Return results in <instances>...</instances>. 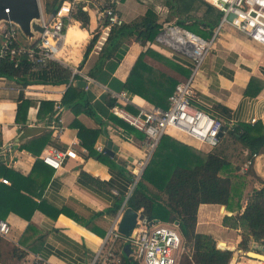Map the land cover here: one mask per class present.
Listing matches in <instances>:
<instances>
[{
    "label": "crops",
    "instance_id": "obj_1",
    "mask_svg": "<svg viewBox=\"0 0 264 264\" xmlns=\"http://www.w3.org/2000/svg\"><path fill=\"white\" fill-rule=\"evenodd\" d=\"M126 1L123 0L122 3ZM127 3L129 5L124 12L122 8L119 9L125 22L144 15L149 8L157 12L160 22L169 14L165 0H130ZM205 9V4H199V10L192 13L200 16ZM74 22L87 33V37L75 49L72 40L74 34L69 29L72 26L70 25L66 32L70 39L65 38L59 60L69 65L73 72L81 75L77 79L90 78L87 79V86L80 88L90 92L92 106L97 109V117L83 112L76 114L71 107L64 106L63 128L57 130L52 126L51 114L39 117V108L42 100L61 101L68 85H29L22 89L23 87L16 81L0 77V160L22 175L30 176L26 181H19V185L21 184L23 194L30 196L39 204L29 220L14 209L0 219L10 224L9 233L6 236L0 235L2 237L0 264L93 262L110 228L116 225L119 229L123 212L129 207L126 199L131 193L134 177L141 178L144 171H141L142 162H145L147 155L141 132L138 133L132 130L131 126L121 124L122 120L120 122L109 116L111 109L106 105L105 95L110 94L111 97L117 98L116 94L124 91L117 88L118 83L112 79L126 81L138 56L148 47L176 63L189 67V60L185 56L177 54L172 48L156 40L145 46L140 41H132L127 45L123 58L113 72V77L111 76L107 82L95 80L88 75V71L99 58L105 40L100 42L99 46L98 40L84 65L80 67V64L94 32L101 31L106 38L108 30H103L101 22L93 14L88 29L82 27L79 20ZM198 29L202 32L201 36L206 39H210L214 33L217 35L195 78L194 96L191 98L193 107L213 117L230 121L233 125L242 122L252 124L262 122L264 125V46L249 40L230 24H225L219 31L215 27L212 34L203 25ZM146 60L160 70L178 79L181 78L179 72L169 65L151 56H147ZM21 91H24L26 98L32 100L25 123H17L15 120L17 98ZM128 97L132 102L128 104L130 106L128 108L134 112L139 107H152L151 103L141 96L129 94ZM254 118L256 121L252 122ZM75 120H79L88 129L99 132L92 143H89L92 138L87 137L90 147L83 144L78 128L73 125ZM48 133L50 137L45 138ZM168 135L203 152L211 150L205 143L194 142L189 135L190 138L177 135L176 131ZM40 137L46 139L44 147L41 148L43 142L33 144V153L23 147L26 142ZM109 142L112 143L110 150L113 153L107 152ZM99 146L105 148L107 155L98 149ZM52 148L64 151L71 148L79 157L66 158L62 167L56 170L41 159V155ZM38 160L40 163L35 166ZM253 167L257 175L264 179V153L255 157ZM3 176L0 174V185ZM9 180L12 184V180ZM37 192H40V195H37ZM222 206L224 205L200 204L196 229L226 242L228 250L235 252L239 250L238 229L224 226L225 231L215 234L209 228L213 208L218 207L220 211ZM5 210L2 209V214ZM30 223L33 224V230L26 232ZM231 231H235L236 234L231 235ZM22 238L26 244H21ZM38 238L42 241L34 244ZM27 243L34 244L33 248H28ZM237 260L242 264H247L248 260L252 263L250 258L241 254Z\"/></svg>",
    "mask_w": 264,
    "mask_h": 264
},
{
    "label": "trees",
    "instance_id": "obj_2",
    "mask_svg": "<svg viewBox=\"0 0 264 264\" xmlns=\"http://www.w3.org/2000/svg\"><path fill=\"white\" fill-rule=\"evenodd\" d=\"M63 1L46 0L45 11L50 13ZM165 4L169 8V14L162 22L157 12L149 8L142 16L120 26H113L107 32L99 58L88 71V75L95 80L107 82L123 58L127 45L132 41H140L144 46L154 42L165 24L180 25L199 35L202 32L198 28L203 25L212 34L221 18L218 9L201 0H165ZM199 4H205L206 9L200 16L194 15L192 11H198ZM91 16L90 12L79 9L74 19L81 21L82 27L88 29ZM69 29L73 31L72 40L76 49L87 37V33L77 24L70 26ZM101 35V31L94 32L85 49L80 67L86 62ZM147 56L174 68L181 78L178 79L150 64L146 60ZM189 74V67L176 63L148 47L138 56L126 81L119 82L115 78L112 80L118 83L117 88L141 96L151 103L150 105L167 108L169 96L176 85ZM0 77L14 80L23 88L29 85H68L61 100L63 109L64 106L71 107L76 114L83 112L97 117V109L92 106L90 92L74 84V80L81 75L74 73L69 65L59 60L51 59L45 65L33 68L27 55L0 57ZM105 100L110 109L117 102V98L111 97L110 94L105 95ZM17 101L15 120L17 123H25L32 100L26 98L24 91H21ZM54 105L55 102L52 100H42L39 117L52 114ZM110 113L111 118L120 121L112 112ZM121 124L130 126L123 121ZM73 125L78 128L84 145H88V136L92 138L89 143H92L99 134L98 131L85 127L79 120H75ZM224 128L220 144L208 152L165 134L128 197L129 207L141 212L150 221L178 224L184 240V251L178 264H230L233 259V250L219 248L213 235L197 231L198 209L202 203L224 205L226 209L222 206L220 213H231L224 214L222 224L240 231L238 248L249 250L253 242L264 243V179L257 175L253 167L254 154L264 153V125L262 122L254 124L242 122L230 127L225 125ZM131 129L136 130L132 126ZM47 135L45 138L50 137V133ZM140 136L144 137V134L140 133ZM38 142H43L42 148L46 144V139L42 137L33 139L26 142L23 147L33 153L34 145ZM104 152L107 155L106 150ZM248 160H253V163L243 170L242 167ZM38 163L40 160L35 166ZM0 174L12 180L11 185L3 183L0 185V219L14 209L29 220L39 204L22 193L19 181H26L30 176H24L7 167L1 160ZM37 195H40V192H37ZM3 208L6 209L4 214L1 212ZM28 230H33L32 223L26 232ZM37 240L34 244L42 241L40 238ZM1 241L0 236V243ZM22 243L26 244L24 238L21 239ZM34 244L27 243L26 246L32 249ZM221 246L227 247V244ZM126 248L131 249L128 255L124 251ZM115 250L121 257L119 264H142L137 259L133 247L122 239L115 241Z\"/></svg>",
    "mask_w": 264,
    "mask_h": 264
},
{
    "label": "built area",
    "instance_id": "obj_3",
    "mask_svg": "<svg viewBox=\"0 0 264 264\" xmlns=\"http://www.w3.org/2000/svg\"><path fill=\"white\" fill-rule=\"evenodd\" d=\"M201 1L211 4L221 12L217 31L225 24H230L252 41L264 46V0ZM121 2L122 0H64L57 8L53 9L55 12L52 10L50 13L42 7L45 11L42 10V24L45 30L36 44L33 46L26 45L20 39L16 26L10 22L4 25L1 30L0 57L27 55L33 68L43 66L51 59L59 60L67 29L75 20L74 15L79 9L93 14L101 22L103 30L109 31L113 26H120L125 22L119 13ZM230 15H234L231 20L229 19ZM216 35L217 33H214L210 39H206L180 25L168 24L158 34L156 41L172 48L177 54L185 56L189 60L190 68L189 76L180 81L169 96L167 108L161 106L139 107L134 112L128 108V104L132 103L128 97L129 93L122 91L116 94L117 102L111 108V112L144 134L147 155L145 162H142L141 171L144 170L165 134L180 130L207 144L212 149L220 144L222 137L219 134L221 130L225 129V125L229 127L233 125L230 121L213 117L209 113L193 107L191 103V98L194 96L195 78ZM86 79L90 78L86 77ZM62 112L61 101L55 102L50 117L52 118V126L57 130L63 128ZM255 121L256 118L252 119V122ZM98 149L102 152L105 151V148L101 146ZM256 156L257 154H254V158ZM78 157V153L71 148L65 151L52 148L41 155L42 161L56 170L62 167L66 158L77 159ZM252 163L253 160L246 161L243 170H246ZM134 179L131 192L139 180V176L134 177ZM1 182L11 184L5 176L1 177ZM9 230L10 224L6 220H0V235L6 236ZM117 239H122L131 245L135 250L137 259L142 264H178L184 251V240L178 224L154 222L144 216V218L138 219L135 228L129 235L121 233L118 226L113 225L91 264H119L121 257L115 250ZM251 248H256L264 253L263 242H253ZM224 249H228V246ZM250 260H252L251 264H264V260L251 258ZM234 264H242V262L236 259Z\"/></svg>",
    "mask_w": 264,
    "mask_h": 264
},
{
    "label": "water",
    "instance_id": "obj_4",
    "mask_svg": "<svg viewBox=\"0 0 264 264\" xmlns=\"http://www.w3.org/2000/svg\"><path fill=\"white\" fill-rule=\"evenodd\" d=\"M42 15V3L40 0H0V36L4 25L11 22L16 26L20 39L26 45L33 46L45 30L42 24ZM233 17L234 15H230L229 19L231 20ZM87 83L88 80L84 78L74 81L75 85L82 88H85ZM223 134L224 130H221L219 135L222 137ZM111 146L112 143L109 142L107 152H112L110 150ZM223 207L225 208V206ZM142 218H144V214L136 211L132 207H127L119 222V231L125 235H129L135 228L138 219ZM219 247L222 249L225 248L220 244ZM124 251L128 255L131 249L126 248ZM239 254L251 259L264 260V253L256 248H251L248 251L239 249L235 252L231 264L234 263Z\"/></svg>",
    "mask_w": 264,
    "mask_h": 264
},
{
    "label": "rangeland",
    "instance_id": "obj_5",
    "mask_svg": "<svg viewBox=\"0 0 264 264\" xmlns=\"http://www.w3.org/2000/svg\"><path fill=\"white\" fill-rule=\"evenodd\" d=\"M41 1V3H42V7H44V3L46 2V0H40ZM123 1V0H122ZM130 0H127L125 3H122V4H120V6H119V9L120 8H122V11L124 12L125 11V8H126V6L127 5H129V3H127V2H129ZM42 10H43V12H45L44 11V9L42 8ZM80 23H81V21H80ZM74 24H77L76 22H74V21H72V23L70 24V25H74ZM101 34H102V32H101ZM102 36H103V34L101 35V37L99 38V44H98V46L100 45V42H102V41H104L106 38H105V36H103L104 38H102ZM248 38V37H247ZM249 40H251L250 38H248ZM252 41V40H251ZM254 42V41H253ZM0 43H1V36H0ZM256 43V42H255ZM176 134L177 135H184V136H187L188 138H190L188 135H186V133H184V132H182V131H180V130H177L176 131ZM191 139H192V137H191ZM192 140H194V142H196L197 144L200 142V141H198V140H196V139H192ZM150 160V159H149ZM149 162V161H148ZM244 166V165H243ZM243 168V167H242ZM214 209V213H213V217H212V219H211V223L209 224V228H211L212 230H213V232L215 233V234H217L218 232L219 233H222L223 231H225V229H224V225L222 224V219H221V217H222V215L223 214H227V213H220V211H219V208L218 207H214L213 208ZM224 216V215H223ZM230 234L231 235H235L236 234V232L235 231H231L230 232ZM217 242H218V244H220V239H217ZM220 245H226V242H224V241H221V244ZM226 247V246H225ZM240 249V248H239ZM242 250H244V249H242ZM250 250V249H249ZM244 251H248V250H244ZM236 252V251H235ZM235 252H234V254H235Z\"/></svg>",
    "mask_w": 264,
    "mask_h": 264
},
{
    "label": "bare ground",
    "instance_id": "obj_6",
    "mask_svg": "<svg viewBox=\"0 0 264 264\" xmlns=\"http://www.w3.org/2000/svg\"><path fill=\"white\" fill-rule=\"evenodd\" d=\"M68 38L70 39V36H66V40H68ZM224 208V207H223ZM225 209V208H224ZM220 244H221V242H220ZM264 259V258H263ZM247 262V264H250L251 263V261H246Z\"/></svg>",
    "mask_w": 264,
    "mask_h": 264
}]
</instances>
